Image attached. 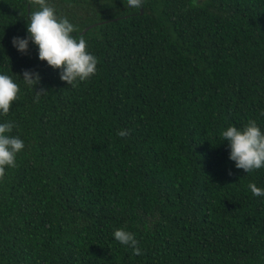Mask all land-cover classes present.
I'll use <instances>...</instances> for the list:
<instances>
[{
	"label": "trees",
	"instance_id": "trees-1",
	"mask_svg": "<svg viewBox=\"0 0 264 264\" xmlns=\"http://www.w3.org/2000/svg\"><path fill=\"white\" fill-rule=\"evenodd\" d=\"M48 2L97 71L69 85L37 46L18 52L38 5L0 0V73L21 89L0 122L25 142L0 182V264H264V198L248 187L264 168H235L220 138L264 130V0Z\"/></svg>",
	"mask_w": 264,
	"mask_h": 264
},
{
	"label": "clouds",
	"instance_id": "clouds-1",
	"mask_svg": "<svg viewBox=\"0 0 264 264\" xmlns=\"http://www.w3.org/2000/svg\"><path fill=\"white\" fill-rule=\"evenodd\" d=\"M38 10L29 13L26 19L25 37L12 38L13 47L20 53L26 54L29 45L38 48V59L46 61L47 65L59 69V78L74 85L86 80L97 71V56L87 49L86 40L76 39L73 35L75 25L66 17H59L48 0H36ZM144 0H127L130 9H142ZM27 86L37 85L41 76L39 72L25 70L22 76ZM20 85L8 74L0 73V116L7 115L20 93ZM17 125L14 121L0 122V182L7 171L15 168L18 154L25 148V142L18 135H13ZM120 137L128 135V130L121 129ZM223 142H227L229 159L237 169H243L247 174L264 168V130L256 120H249L243 127L229 125L220 133ZM253 196L264 198V187L255 183L248 185ZM113 238L121 245L132 249L134 255H142L139 241L135 235L124 229L117 228Z\"/></svg>",
	"mask_w": 264,
	"mask_h": 264
},
{
	"label": "water",
	"instance_id": "water-1",
	"mask_svg": "<svg viewBox=\"0 0 264 264\" xmlns=\"http://www.w3.org/2000/svg\"><path fill=\"white\" fill-rule=\"evenodd\" d=\"M142 12H143V9H142ZM92 26H93V25H92ZM92 26H91V27H92ZM89 28H90V27L86 28V29L84 30V32H86Z\"/></svg>",
	"mask_w": 264,
	"mask_h": 264
}]
</instances>
